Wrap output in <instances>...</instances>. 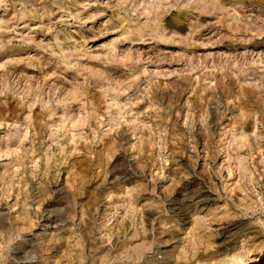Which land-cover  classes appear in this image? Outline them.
Segmentation results:
<instances>
[{"label": "rangeland", "instance_id": "obj_1", "mask_svg": "<svg viewBox=\"0 0 264 264\" xmlns=\"http://www.w3.org/2000/svg\"><path fill=\"white\" fill-rule=\"evenodd\" d=\"M0 264H264V0H0Z\"/></svg>", "mask_w": 264, "mask_h": 264}, {"label": "clouds", "instance_id": "obj_2", "mask_svg": "<svg viewBox=\"0 0 264 264\" xmlns=\"http://www.w3.org/2000/svg\"><path fill=\"white\" fill-rule=\"evenodd\" d=\"M117 179H119V177H117ZM59 191V189L57 190ZM196 196V191L193 189L191 191L185 190L184 192L181 193V195L178 197V199L174 202V207L171 208L172 212L175 214L176 217H180L181 213H184V207H185V198L188 197L191 200H194ZM61 199H63L60 196ZM57 209V207H53L50 210H52L53 212ZM63 210V209H62ZM48 225H52L55 226L54 224H48ZM223 227H228L227 225H224Z\"/></svg>", "mask_w": 264, "mask_h": 264}]
</instances>
